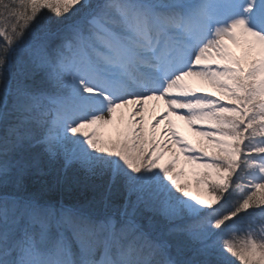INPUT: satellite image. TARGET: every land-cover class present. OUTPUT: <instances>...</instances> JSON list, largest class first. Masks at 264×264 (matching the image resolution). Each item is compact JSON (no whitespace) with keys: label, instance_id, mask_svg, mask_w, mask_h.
<instances>
[{"label":"snow or ice","instance_id":"snow-or-ice-1","mask_svg":"<svg viewBox=\"0 0 264 264\" xmlns=\"http://www.w3.org/2000/svg\"><path fill=\"white\" fill-rule=\"evenodd\" d=\"M0 264H264V0H0Z\"/></svg>","mask_w":264,"mask_h":264},{"label":"rangeland","instance_id":"rangeland-1","mask_svg":"<svg viewBox=\"0 0 264 264\" xmlns=\"http://www.w3.org/2000/svg\"><path fill=\"white\" fill-rule=\"evenodd\" d=\"M194 86L198 88H202L205 92H215L214 89L207 85H203L198 81H194ZM216 95H219V93H215ZM146 103L145 111L143 112L144 116V129L145 132H149L151 129V125L153 123L154 119H159L160 115L165 111L166 106L163 102V100H149ZM128 109H120L118 110L117 116L119 117L121 113L124 114L125 123L127 122V116H128ZM139 119V117H137ZM170 119L173 121V126L175 127L176 131L183 136L187 141H189L194 146H201L206 144V141L204 138L197 134V131L188 125V123L185 120L178 119L176 116L170 117ZM165 122H161L160 125L157 127V136L159 137L162 133V130L165 128ZM123 127V125L121 126ZM105 138H115L116 136V127L113 126H107L106 131L104 133ZM173 149L178 151V148L176 146H172ZM171 156V152H167L164 157V161H167L169 157ZM180 167L184 169L185 175L181 178L182 183H187L190 187V191H192L193 194H198V190L195 184V175L194 172L197 171L195 165L189 164L186 161H184L183 157L181 156L180 160Z\"/></svg>","mask_w":264,"mask_h":264},{"label":"bare ground","instance_id":"bare-ground-1","mask_svg":"<svg viewBox=\"0 0 264 264\" xmlns=\"http://www.w3.org/2000/svg\"><path fill=\"white\" fill-rule=\"evenodd\" d=\"M155 101V99H153ZM148 103V102H147Z\"/></svg>","mask_w":264,"mask_h":264}]
</instances>
